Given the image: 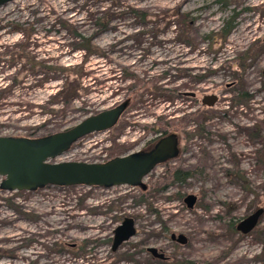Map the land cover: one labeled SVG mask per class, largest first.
Masks as SVG:
<instances>
[{
	"label": "rangeland",
	"instance_id": "obj_1",
	"mask_svg": "<svg viewBox=\"0 0 264 264\" xmlns=\"http://www.w3.org/2000/svg\"><path fill=\"white\" fill-rule=\"evenodd\" d=\"M231 17L234 28L222 40ZM16 25L34 36L10 33ZM77 36L92 52L83 64ZM263 38L264 0H14L0 7V137L47 136L127 101L116 127L77 141L55 162L103 161L114 144L129 148L142 130L174 116L187 147L176 168L191 174L174 184L157 168L143 181L145 196L127 186L0 192V264H264V213L245 236L226 225L229 215L237 224L264 210ZM40 64L67 70L49 80L52 73H35ZM79 75L80 97L64 102L65 80ZM206 95L217 97L212 108L201 105ZM187 195L197 196L192 209ZM124 218L134 220L136 234L112 252ZM171 234L188 244L172 243ZM151 247L166 261L153 259ZM136 252L140 259H129Z\"/></svg>",
	"mask_w": 264,
	"mask_h": 264
},
{
	"label": "water",
	"instance_id": "obj_2",
	"mask_svg": "<svg viewBox=\"0 0 264 264\" xmlns=\"http://www.w3.org/2000/svg\"><path fill=\"white\" fill-rule=\"evenodd\" d=\"M12 1L14 0H0V7ZM262 75L264 76V68ZM216 102V96L206 95L201 100V105L212 108ZM128 105L127 101H123L110 109L86 117L70 129L47 136L0 137V191L35 192L47 186L97 188L127 186L145 190L143 179L157 163L164 161L167 156H173L174 140L161 141L149 154H126L104 163L55 162L80 139L112 129ZM195 203L194 195H187L184 199L188 209H192ZM263 213V208H259L240 220L235 226L236 232L241 235L251 233L259 224ZM135 234L134 221L131 218L123 219L114 230L112 252ZM171 240L179 245L187 243V238L183 234H173ZM147 252L155 259L166 260L164 254L155 248H148Z\"/></svg>",
	"mask_w": 264,
	"mask_h": 264
},
{
	"label": "flooded vegetation",
	"instance_id": "obj_3",
	"mask_svg": "<svg viewBox=\"0 0 264 264\" xmlns=\"http://www.w3.org/2000/svg\"><path fill=\"white\" fill-rule=\"evenodd\" d=\"M21 36L23 38H30V37L34 36V33H23V34H21ZM263 40H264V38H263ZM179 79H181V78H178V79L175 78V81L179 80ZM198 82L199 81H198L197 78L193 79V83L194 84H197ZM178 97H180V98L189 97L190 100H194L195 99V93H189V95H187L185 93V94H183V97H182L180 91H178ZM125 112H126V110L123 112V114L121 115V117L118 120L116 125H118L120 123V120L123 117V115L125 114ZM174 119H175L174 116L173 117L172 116L169 117L168 120L166 121V125L167 126L160 125L159 122H161V121L157 120V122L155 124L151 125L146 130H142L141 134L138 133L139 134V135L137 134L138 137L135 140H132L133 142L129 146V148L125 147L124 144H121L120 146H124V148L119 151L120 152L119 156H123V155H126V154H135V153H146V154H149V153H151V152H153L155 150L156 146L161 141L166 140V139L174 140L175 141V148H174L173 156L165 157L166 159L164 161H161V162L157 163L155 165V168L151 172H153L157 168L158 169L160 168L161 171H163L162 173H163L164 176H171L173 178V180H181L185 175H188V177H190L191 176L190 172L181 170L180 168H176L177 166L180 167V165H182V161H181L182 160V156L185 155V153L187 151V147L184 144V141H185V136L184 135L185 134L182 131V126H179L177 123L175 124ZM135 122H138V120H135ZM120 140H121V138H120ZM107 157H109V155H105L104 160L105 159L107 160ZM144 179H143V181H144ZM25 193L31 194L33 192H25ZM185 197H184V199H185ZM195 197H196V201H197V196H195ZM184 199H183V203H184ZM260 220H261V218H260ZM171 235H173V234H171ZM171 235H170V241L172 243H175V242H173L171 240ZM175 235H178V234H175ZM187 241H188V239H187ZM112 242L113 241L111 240V246H112ZM175 244H177V243H175ZM121 246H122V244L118 247L117 250H119V248ZM74 247L75 246H73V248ZM159 251H161V250H159ZM153 259H155V258H153ZM166 259H167V257H166ZM156 260H158V259H156ZM159 261H161V260H159ZM161 262H163V261H161Z\"/></svg>",
	"mask_w": 264,
	"mask_h": 264
},
{
	"label": "trees",
	"instance_id": "obj_4",
	"mask_svg": "<svg viewBox=\"0 0 264 264\" xmlns=\"http://www.w3.org/2000/svg\"><path fill=\"white\" fill-rule=\"evenodd\" d=\"M234 28V17H231L230 19L226 20L225 22H223V26L221 28V32H220V35H221V39L222 40H225L226 37L229 35V33L232 31V29ZM10 33H25L24 30L21 29V26L19 25H16L14 28H12L11 32ZM78 39L80 40H83V45L80 47L83 51H84V57H83V60H82V63H85L88 59V57L90 56V54L92 52H90V46L88 44H85V42H89V40H86L84 38H81L80 36H77ZM40 67H42L41 69L42 70H39L38 72L36 71L35 73H46V75H48V72L52 73L53 76L49 78V80H58L59 79V76L56 75V73L59 71V72H63V71H66L67 69H64V68H60V67H55V68H52V67H43L42 64H40ZM80 67L82 66H78L74 69H81ZM44 69V70H43ZM83 76L79 75V76H76V78H74L73 80H68V78L65 80L64 84H63V87L61 89V91L58 93L59 96H64L65 100L64 102L66 101H70L74 98H79L80 95H79V87H80V84H81V78ZM48 81V78L47 80ZM63 102V104H64ZM62 103V102H61ZM117 126V125H116ZM115 126V127H116ZM124 148V146H117V145H113V147L111 146L110 149L108 150L110 152L109 154V157L108 159L110 158H113V157H116V156H119L120 155V150H122ZM188 178V175H185L181 180H174L172 183H176L177 181L178 182H184L186 179ZM141 195L145 196V193L148 191V188L146 187L145 190H142L140 188H137ZM226 225H227V228L228 230L230 231V233L232 234H235L236 233V230H235V223H234V219H233V216L229 215L227 218H226ZM111 243V240L109 241ZM188 244V241L185 245H180V246H186ZM140 253L139 252H136L134 254H130L129 256V259H135L137 257H139L140 259ZM185 264H197V263H194V262H191V261H186L184 262ZM179 264H183V262H179Z\"/></svg>",
	"mask_w": 264,
	"mask_h": 264
}]
</instances>
